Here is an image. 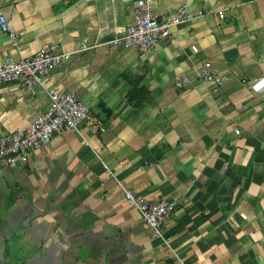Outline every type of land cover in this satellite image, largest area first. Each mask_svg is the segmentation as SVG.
<instances>
[{
    "label": "crops",
    "instance_id": "crops-1",
    "mask_svg": "<svg viewBox=\"0 0 264 264\" xmlns=\"http://www.w3.org/2000/svg\"><path fill=\"white\" fill-rule=\"evenodd\" d=\"M136 1L0 0L18 35L14 47L0 30V65L44 44L69 53L32 91L0 84V134L44 113L52 89L90 109L24 163L0 160V264H264V91L249 90L264 0H149L190 18L145 54L104 44ZM204 63L220 85L200 79ZM119 185L175 203L162 238Z\"/></svg>",
    "mask_w": 264,
    "mask_h": 264
},
{
    "label": "built area",
    "instance_id": "built-area-1",
    "mask_svg": "<svg viewBox=\"0 0 264 264\" xmlns=\"http://www.w3.org/2000/svg\"><path fill=\"white\" fill-rule=\"evenodd\" d=\"M71 0H65L69 2ZM219 19L224 18L221 11L216 13ZM185 7H179L175 12L163 16L155 15L149 6V0H137L133 7L132 22L123 33L114 36L104 44L117 48H134L140 53L156 49L164 40L171 38V28L189 19ZM0 30L8 36L12 46H17V33L9 26L6 18L0 13ZM98 46L94 43L92 47ZM91 47L81 45L80 51ZM195 52L196 47L192 46ZM69 53L62 52L56 43L42 45L32 56L13 59L7 57L0 65V84L21 81L22 85L32 91L33 87L44 81L50 72L58 67ZM200 79L220 85L218 78L210 72L208 64L204 63ZM185 79H181L183 83ZM253 94L264 91V75L254 79L249 84ZM50 101L48 109L35 117L24 129L0 134V160L10 167L24 163L28 156L35 151L46 148L53 139L64 131L78 132L81 124L90 117L89 107L78 100L72 92H48ZM238 134V130L235 131ZM124 198L135 208L146 227L153 236L162 238L163 227L169 222L175 203L162 199L157 203H149L141 196L134 195L129 189L119 185Z\"/></svg>",
    "mask_w": 264,
    "mask_h": 264
}]
</instances>
